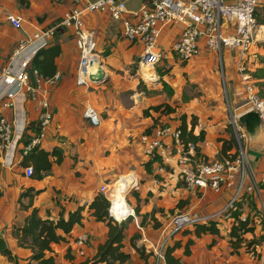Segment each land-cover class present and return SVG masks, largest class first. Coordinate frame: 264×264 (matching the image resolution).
Listing matches in <instances>:
<instances>
[{
    "label": "crops",
    "instance_id": "crops-1",
    "mask_svg": "<svg viewBox=\"0 0 264 264\" xmlns=\"http://www.w3.org/2000/svg\"><path fill=\"white\" fill-rule=\"evenodd\" d=\"M94 1L97 0H82L73 5L63 0H0V118L8 121L24 119L27 124L24 138H32L37 131L34 103L29 99L24 100L25 96L18 92L17 86L9 87L1 82L3 69L13 62L14 72L19 73L27 51L17 57H14V53L32 28L42 31L57 28L56 23L61 20L64 12L73 7L83 11L87 2ZM118 1L124 3L128 12H135L144 5L150 6L156 0ZM9 14L22 20L21 29L13 28L6 20V15ZM256 16L257 12L255 20ZM83 20L85 28L94 32L98 42L96 53L107 81L98 86L91 83L88 87L78 85L76 76L79 52L73 32L67 29L59 37H55L61 53L55 59V72L50 78L58 75V80L54 85H43L48 93L47 99L53 117L39 148L47 153L55 151L57 156H49L51 167L47 172L40 165L34 164L33 160L26 166L22 164V159L14 168L0 165V264H28L32 251L19 244L17 229L24 225L33 208L38 210L41 219L56 221L61 214L66 218L79 207H84L83 219L81 225L73 228L71 242L54 245L52 248L56 264H80L87 260L91 264L98 247L108 238L106 224L96 221L88 212L89 204L100 193L103 185L110 186L108 198L119 186L126 188L122 198L123 208L126 209L125 196L135 189L132 193L137 196L135 207L139 208V215L134 210L133 217L120 223L124 229L123 251L130 256L124 264H153L149 247L158 242L163 228L173 215H216L227 205L234 190L232 186L225 187L217 197L214 194L218 193L210 190L187 191L173 163L163 166L153 163L150 172L146 171L144 164L150 158L144 152L141 137L152 127L153 118L158 119L159 123L170 119L172 121L165 124L178 127V118L184 114L188 125L192 117L196 119L193 134L197 136L203 132L204 135V140L196 145L197 155L204 159H209L207 155L216 157V154L208 153V147L205 146L207 141L215 139L221 143L220 153L225 156L222 153V142L233 139L234 131L228 123L226 107L221 103L224 90L227 99L232 101L233 112L240 113L238 117L246 109L244 97L247 95L236 66L237 53L222 49L226 52L218 54L211 51L201 38L196 57L184 63L190 78L183 83L177 81L174 84L175 80L171 76L177 79L180 63L172 52V46L178 40L182 28L179 25L167 26L161 32L160 40L170 47L171 57L166 63V53L162 52L163 61L159 63L165 62L168 72L162 73L163 70L156 71L157 66L155 68L160 80L166 76L167 79L163 82L165 85L161 83L162 80L146 84L137 67L142 45L123 39L121 25L113 22L106 13L84 11ZM256 23L264 25V20H256ZM261 28L264 30V26ZM256 37V43L247 53L243 67L245 74L250 77L248 83L254 93L264 99V37L259 34ZM51 43H54V39L49 41ZM233 54L236 56L235 64ZM224 57L227 76L221 68L222 71L219 72L223 80L220 81L219 59L221 65ZM27 70H30V64ZM183 84H190L195 89L190 93H182L179 90H182ZM9 103L12 106H4ZM161 104L175 108V113L162 117L152 113V118L144 116L145 110ZM88 107L98 113V126L91 125L85 118L84 112ZM155 129L151 130L154 132ZM231 131L232 137L229 136ZM248 148L256 152L251 158L254 162L251 174L254 179L259 180L264 176V145ZM234 152L233 146L227 153ZM57 158L59 163L55 162ZM24 167H32V177L23 175ZM229 226L230 222L225 220L222 228L227 229ZM82 233L87 234L89 246L86 257L80 258L71 246L72 241ZM261 234L262 231L256 226L254 233L248 234L246 240L260 238ZM221 235L204 234L196 237L193 233H184L175 237L168 246L172 247L179 242L173 256L184 264H264V242L255 248L258 256L246 253L245 248L234 252L228 237ZM135 236L138 237L137 240H134ZM189 240L193 243L189 246L190 254L186 255L185 245ZM68 247L75 256L72 260L65 257ZM4 250L10 252V257L3 254Z\"/></svg>",
    "mask_w": 264,
    "mask_h": 264
},
{
    "label": "built area",
    "instance_id": "built-area-1",
    "mask_svg": "<svg viewBox=\"0 0 264 264\" xmlns=\"http://www.w3.org/2000/svg\"><path fill=\"white\" fill-rule=\"evenodd\" d=\"M63 1H69L76 5L82 0ZM262 2L263 0H231L230 3L226 0H156L150 6L144 5L138 11L128 12L124 3L118 0H97L87 2L83 11L73 7L64 12L58 27L70 29L73 32L75 46L79 52L76 83L87 87L90 85V65L94 60L98 62L101 60L95 52L94 32L87 30L84 26V11L108 14L113 22L121 25L123 39L130 43L142 45L143 50L137 61V67L141 73L142 81L146 84L141 71L145 69L157 74L155 68L163 57L162 51L157 46V40L162 30L172 24L182 28L178 40L172 46V52L182 62H187L198 54V43L201 38L205 40L206 46L211 51L218 54L221 53L222 49L235 51L237 53L236 66L247 95L246 111H255L259 114L264 130V99H260L254 93L252 86L248 83L250 77L245 74L243 67L247 53L256 43V35L259 34L264 37L262 26H257L255 20L256 7ZM6 20L13 28H22L20 18L9 14L6 15ZM55 29L42 31L36 27L32 28L26 34V38L20 41L19 47L14 53V57H17L27 51V55L23 57L20 64L19 73L14 72L13 62L2 71L1 82L9 87L17 86L18 92L25 96L24 100L29 99L34 103L37 113L35 121L37 132L27 143H24V133L27 126L24 119L8 121L0 118V165L2 167L14 168L27 153L39 147L45 137V130L52 121L53 115L47 99L48 93L47 90L43 89V85H54L58 80V75L46 79L37 70L32 69L29 72L27 67L38 51L48 46ZM92 56H96V59H93ZM160 81L157 74L154 83ZM7 97L11 98V96ZM4 106L10 107L12 104L9 103ZM84 116L91 125L98 126L100 124L98 113L93 108H86ZM237 119L238 116L230 112V123L234 131L237 149L234 153H227V156L223 157L221 161L208 162L197 155L196 145L192 143L183 145L180 138L181 131L178 130V127H158L150 136L143 135L141 137L145 154L150 159L155 155L159 156L164 165L173 163L187 191L204 192L210 190L219 193L223 186L236 187L232 198L216 215L199 216L188 213L173 215L163 228L158 242L149 247L154 259L153 264H166L164 252L176 234L215 217H225L226 213L237 209L236 203L238 202L242 203L238 219L245 221L247 214L250 213L248 207V197L250 196L264 220V176L260 180H256L251 174V168L244 150L247 137ZM165 138H171L177 158H173L167 151L163 144ZM33 174L32 167L23 168L25 177L30 178ZM235 180H237L236 185ZM109 187L108 185L101 186L100 193L109 202L108 216L120 224L134 216V209L125 201L127 213L121 217V220H117L112 214V201L107 195ZM226 220L230 223L232 221L228 216H226ZM88 246L89 238L87 234L82 233L72 241L71 247L75 249L80 258H83L86 257Z\"/></svg>",
    "mask_w": 264,
    "mask_h": 264
},
{
    "label": "trees",
    "instance_id": "trees-1",
    "mask_svg": "<svg viewBox=\"0 0 264 264\" xmlns=\"http://www.w3.org/2000/svg\"><path fill=\"white\" fill-rule=\"evenodd\" d=\"M60 22L61 20L56 23L57 28L55 29L52 38L54 39V43L48 44L47 47L38 51L30 63V70H37L38 73L46 79L54 75V62L61 53L60 46L57 42V39L55 40V37H59L64 31L67 30L66 28L58 27ZM163 85L165 84L163 83ZM152 113L158 114L160 117L169 116L175 113V108L166 104L152 106L144 111V116L152 118ZM178 119L180 122L178 130L181 131L180 138L183 145H186L187 143L197 145V143L204 140L203 132H200L197 136L193 134L196 120L195 117L191 118L189 125L186 121V115L181 114ZM158 124V119L153 118V125L150 130L145 133V135L150 136L153 133L151 129H155ZM162 126L168 127V124H164ZM31 139L32 138L30 137H25L24 143H27ZM233 146H235L234 139L229 141L224 140L222 142V153L227 156L226 153L231 150ZM49 156L55 157L57 156V153L55 151L47 153L37 147L32 149L29 153H27V155L23 157L22 164L27 166V163L33 160L34 164L40 165V168L47 172L51 167V162L48 159ZM55 162L59 163V158H57ZM153 163H158L160 166H163L162 159L155 155L144 164L146 171L150 172L151 165ZM248 198V207L250 209V213L247 214L245 221H240L238 219L241 213L239 210L242 208V203L238 202L236 203L237 209L235 211H229L222 219L224 222L226 220V216H228V218L232 220L230 226L223 230V234L228 237L234 252H236L241 247V244L246 241L245 252L257 254L255 251L256 246H260V241L263 240L264 242V220L261 217L253 198L251 196ZM108 208L109 202L101 193H99L88 206V212L91 213L95 220L105 223L108 227V238L103 245L98 247L97 253L91 264H124L130 258L129 254L123 251V225L117 224L108 216ZM134 210L135 213L139 215V208L135 207ZM83 212L84 207H79L74 212H70L66 218L63 216V214H61L58 220L50 221L41 219L38 215V210L33 208L30 214L26 217L24 225L17 229L19 233V244L21 246L30 248L32 251V255L29 258L28 264H56V255L54 254L52 247L61 243L69 244L71 242L70 240L72 239L73 228L77 225H81ZM142 216L145 218V215ZM219 218L220 217H215L214 219L205 223L195 224L192 227L184 230L182 234L193 233L196 237H200L204 234L222 236L220 229L221 222L219 221ZM256 226L262 231V237H260L259 240H254V237L253 239L246 240V236L248 234L254 233ZM137 239L138 237L135 236L134 240ZM192 243L193 242L191 240L186 243L184 254H190L189 246ZM178 246L179 242L175 243L172 247L168 246L166 248L164 252L166 264H184L180 261V259L173 256V252L178 248ZM3 254L10 257V252L7 250H4ZM149 254L151 255V253ZM65 257L69 260L75 258L70 247H68ZM88 263L89 261L87 260L80 264Z\"/></svg>",
    "mask_w": 264,
    "mask_h": 264
},
{
    "label": "rangeland",
    "instance_id": "rangeland-1",
    "mask_svg": "<svg viewBox=\"0 0 264 264\" xmlns=\"http://www.w3.org/2000/svg\"><path fill=\"white\" fill-rule=\"evenodd\" d=\"M262 4H263V2H262ZM262 4L261 5H259V6H257L256 7V12H257V16H256V20H257V22H261V21H263L264 20V7H262ZM259 24V25H258ZM257 24V26H264V25H260V24H262V23H258ZM172 25H174V24H172ZM263 31V30H262ZM161 38L159 37L158 38V40H157V46L161 49V51L163 52V53H166V60H165V62L167 63V60H169V58L171 57L170 55H171V51H170V47L168 46V45H166V44H164L161 40H160ZM98 42H97V40H95V52H98ZM226 52V50H222V54L223 53H225ZM196 57V56H195ZM163 59V58H162ZM161 59V61H163ZM222 60H223V56H222V58H221ZM191 60V59H190ZM189 60V61H190ZM222 60H221V65H220V59H219V68H218V66H217V68L219 69L218 70V79L220 80V81H222L223 79H222V77L223 76H220V72L223 70V72H224V74H225V76H227L226 74V64H225V57H224V62H222ZM233 60H234V64H235V62H236V56H235V54H233ZM160 61V62H161ZM164 62V63H165ZM178 62L180 63V68L178 67V69H177V71H178V75H177V79H176V77L175 76H171V78L173 79V80H175V82L173 81V83L174 84H176V82L177 81H181L180 83H183L184 82V80H187L188 79V77H189V71H187L186 70V65H184V62H182V61H180L179 59H178ZM188 62V61H187ZM186 62V63H187ZM164 63L163 64H160L161 65V67L159 66V64L157 65V68H156V71H161V70H163V71H161L162 73L164 72V71H166V72H168L166 69H165V65H164ZM167 67V66H166ZM221 68H222V70H221ZM220 71V72H219ZM142 72V71H141ZM169 78V77H168ZM190 78V77H189ZM167 78H166V76L164 77H161V80H162V82L161 83H163L164 82V80H166ZM224 79H225V77H224ZM177 87H179V85H177ZM195 88L192 86V85H190L189 84V86H184V84H183V87H182V90H179V91H181L182 93H183V91L185 92V93H190L191 91H193ZM170 94V93H169ZM165 98H166V96H165ZM244 99H245V102L247 101V96H245L244 97ZM221 103L224 105V107H226V111H227V113H228V116H229V118H228V123H229V125H231L230 124V112H232L234 115L236 114V116H238V114H240V113H238V112H233V109H234V107H233V104H232V101L231 100H228L227 99V97H226V94H225V90H224V96H223V98H222V101H221ZM247 109H245L244 111H246ZM179 115V114H178ZM169 121H172V120H168V119H165V120H163L161 123H159L158 124V126L159 127H162V125H164L166 122H169ZM170 128H175V127H172L171 125H168ZM230 128H231V126H230ZM229 136H231L232 137V131L231 132H229ZM233 139L235 140V138L233 137ZM163 144L166 146V149H167V151L173 156V158H177V154L175 153V146H173V144H172V140H171V138H165L164 140H163ZM205 146L206 147H208V153H210V154H216L217 156L216 157H214V158H212V156H210V155H207L208 157H209V159H205L206 161H210V162H214V161H221L222 159H223V155L220 153V150H221V143H219V142H217L215 139L214 140H211V141H207L206 143H205ZM144 147V146H143ZM235 151H236V149H237V145H236V142H235ZM244 150H245V154H246V157H247V159H248V162H249V166H250V168H254V162L253 161H251V158H252V156L254 157L255 156V154L254 153H256L255 151H253V150H251V149H249L248 148V145H247V142L244 144ZM219 152V153H218ZM208 153H206V154H208ZM218 153V154H217ZM260 180V179H259ZM235 185H236V183H237V180H235ZM233 187V186H232ZM111 188H113V187H111ZM223 188H225L224 186L222 187V189ZM236 188V187H235ZM235 188H234V190H233V192H232V195H231V197H230V199L232 198V196L234 195V193H235ZM111 190V189H110ZM109 193V192H108ZM108 195V194H107ZM216 197H217V195H220L219 193L218 194H214ZM26 196V195H25ZM28 198V197H27ZM124 198V197H123ZM126 202H127V204L129 205V204H131L133 207H135L136 206V203H137V196H136V193H129L128 195H126ZM27 200H29V198L27 199ZM29 202V201H28ZM126 209V208H125ZM222 219L223 218H221L219 221L221 222V224H220V229H221V234H223V228H222V223H223V221H222ZM186 230V229H185ZM184 231V230H183ZM182 231V232H183ZM182 232H180V233H178V234H176L175 236H174V238L175 237H177V236H180V235H182ZM174 238L172 239V240H170V241H173L174 240ZM260 238L258 237V238H254V240H259ZM261 243H260V245H262L263 244V240L262 241H260ZM246 241L245 242H243L242 244H241V247L240 248H245L246 246Z\"/></svg>",
    "mask_w": 264,
    "mask_h": 264
},
{
    "label": "water",
    "instance_id": "water-1",
    "mask_svg": "<svg viewBox=\"0 0 264 264\" xmlns=\"http://www.w3.org/2000/svg\"><path fill=\"white\" fill-rule=\"evenodd\" d=\"M89 81L94 86L104 84L107 81V76L101 62L94 60L90 65ZM237 122L245 131L249 147H261L264 145V130L258 113L255 111H245V113L238 117Z\"/></svg>",
    "mask_w": 264,
    "mask_h": 264
},
{
    "label": "bare ground",
    "instance_id": "bare-ground-1",
    "mask_svg": "<svg viewBox=\"0 0 264 264\" xmlns=\"http://www.w3.org/2000/svg\"><path fill=\"white\" fill-rule=\"evenodd\" d=\"M92 57L93 59H96V56ZM142 74L147 83L154 84V81H156L157 75L152 73L151 71L142 69ZM125 192L126 188L124 186H119L115 191L109 194V198L112 201V214L117 220H121V217L127 213V209L123 208L122 202V198Z\"/></svg>",
    "mask_w": 264,
    "mask_h": 264
}]
</instances>
